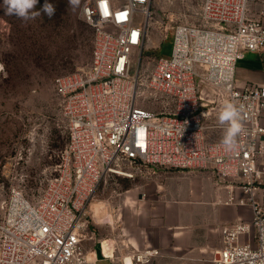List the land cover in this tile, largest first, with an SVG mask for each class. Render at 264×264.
Wrapping results in <instances>:
<instances>
[{
    "label": "built area",
    "instance_id": "built-area-1",
    "mask_svg": "<svg viewBox=\"0 0 264 264\" xmlns=\"http://www.w3.org/2000/svg\"><path fill=\"white\" fill-rule=\"evenodd\" d=\"M200 1V23L178 24L171 56L158 58L145 76L140 61L152 0H86L92 60L53 81L67 143L36 203L16 188L2 203L0 264H96L86 242L93 232L89 204L101 183L154 168L211 171L229 193L227 205L252 212L250 221L222 228L213 258L167 264H264V83L239 85L235 76L245 53L264 52V0ZM147 99L168 101L173 110L155 112L143 105ZM226 100L244 105L235 151L206 137V118ZM112 247L105 254L101 243L102 258L126 264ZM129 254L134 264L162 256L155 248Z\"/></svg>",
    "mask_w": 264,
    "mask_h": 264
},
{
    "label": "rangeland",
    "instance_id": "rangeland-1",
    "mask_svg": "<svg viewBox=\"0 0 264 264\" xmlns=\"http://www.w3.org/2000/svg\"><path fill=\"white\" fill-rule=\"evenodd\" d=\"M44 2L39 0L34 10L39 11ZM49 2L56 7L51 19L41 13L34 20L24 21L16 15H7L4 0H0V65L3 68H0V214L1 205L12 189L16 188L31 203H36L54 175L59 154L67 143L68 123L62 115L53 81L57 76L88 66L92 60L94 31L82 15L86 0H80L74 9L68 0ZM200 4V0H152L150 28L140 61L145 76L153 70L158 58L171 56L174 28L178 24L200 23ZM133 64L131 76L139 64L138 54ZM168 103L147 99L143 105L158 113H169L173 105ZM218 111L205 120L209 140H222L226 130L218 122ZM199 173L197 169L154 168L135 178L106 177L89 204L93 232L86 242L87 249L97 250L101 256L102 241L115 237L124 240L122 229L132 223V210L148 205L171 203L165 210L168 221L181 226L184 233L194 230V234L202 235L216 213L210 203L213 187L220 186L212 172L207 175L214 186L204 184L207 178ZM174 188H178L174 190L175 196ZM263 197L260 191L258 200L264 202ZM228 198H222V204H227ZM97 204L112 215L113 223L107 215L95 214ZM159 260L160 257L151 264H158ZM97 264L111 263L100 260Z\"/></svg>",
    "mask_w": 264,
    "mask_h": 264
},
{
    "label": "crops",
    "instance_id": "crops-1",
    "mask_svg": "<svg viewBox=\"0 0 264 264\" xmlns=\"http://www.w3.org/2000/svg\"><path fill=\"white\" fill-rule=\"evenodd\" d=\"M235 76L239 85L264 83V52L245 53V57L237 64ZM200 171L199 174L207 178L204 184L213 185L211 177L207 175V172L211 171ZM213 188V199L210 203L214 206L216 213L202 235L194 234L192 232L194 230H186L191 232L184 233L181 226L168 221L165 216L166 205L171 204L168 203L156 207L141 206L137 210H132V223L122 229L124 234L121 237L125 239L116 240L115 237V239L105 240L115 243V255L121 261L124 257L130 256V254L124 255L125 252H139L148 248L160 250L162 256L158 264L176 263L181 260L197 261L203 257L213 258L222 247V228L240 220L250 221L252 218V212L248 207L222 204V198L229 197L227 189L223 186ZM175 189L178 188L173 189V196L176 195ZM236 196L241 197L239 191H236ZM110 222L113 223L112 215ZM95 251L98 262L107 260L113 264L110 260L103 259L97 250Z\"/></svg>",
    "mask_w": 264,
    "mask_h": 264
},
{
    "label": "clouds",
    "instance_id": "clouds-1",
    "mask_svg": "<svg viewBox=\"0 0 264 264\" xmlns=\"http://www.w3.org/2000/svg\"><path fill=\"white\" fill-rule=\"evenodd\" d=\"M39 0H4L7 15H16L18 18L28 21L34 20L46 14L50 19L55 15L56 7L49 0H45L42 8L35 11V7ZM71 8H76L80 4V0H68ZM244 111L243 104H236L231 100H226L221 107L218 115V122L221 125H227L222 139V145L226 151H235L238 147V137L244 131L242 122V113ZM205 115V113L203 114Z\"/></svg>",
    "mask_w": 264,
    "mask_h": 264
},
{
    "label": "bare ground",
    "instance_id": "bare-ground-1",
    "mask_svg": "<svg viewBox=\"0 0 264 264\" xmlns=\"http://www.w3.org/2000/svg\"><path fill=\"white\" fill-rule=\"evenodd\" d=\"M94 208H95V211H94L95 214H97L99 216H106L107 215V217L109 219H111V215L108 214L107 212H105V208L103 205L97 204V205H94ZM102 243H103V252L105 254H111L112 250H113V247H112L113 242L111 240H104ZM123 260L126 264H134L131 255L124 257Z\"/></svg>",
    "mask_w": 264,
    "mask_h": 264
}]
</instances>
